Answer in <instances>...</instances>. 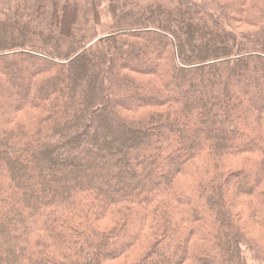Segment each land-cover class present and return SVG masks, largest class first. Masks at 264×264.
<instances>
[{
	"label": "trees",
	"instance_id": "1",
	"mask_svg": "<svg viewBox=\"0 0 264 264\" xmlns=\"http://www.w3.org/2000/svg\"><path fill=\"white\" fill-rule=\"evenodd\" d=\"M105 3L0 7V264H264V0Z\"/></svg>",
	"mask_w": 264,
	"mask_h": 264
},
{
	"label": "rangeland",
	"instance_id": "2",
	"mask_svg": "<svg viewBox=\"0 0 264 264\" xmlns=\"http://www.w3.org/2000/svg\"><path fill=\"white\" fill-rule=\"evenodd\" d=\"M4 1L5 0H0V7H1V5L3 4ZM106 1L108 3L109 0H106ZM107 3H105L103 5V8H102V9H104L103 11H105L102 23H101V25L97 26V31H98V36L99 37H103V36L109 34L111 32V30H112V23H111V20L109 19L108 14H107V8H106V4ZM244 29H246V28H241V30H244ZM138 30H142L141 27ZM98 40L99 39H97L95 42H98ZM23 58H25V57L23 56ZM22 65L24 66L23 63H22ZM116 174L117 173L115 172V175ZM112 176H113V174H112ZM158 176H159V174L158 175L157 174L153 175L154 178H158ZM106 180H108V179H106ZM247 255H248L250 264H261L259 262H256L249 253H247ZM112 264H116V263H112ZM118 264H120V263H118Z\"/></svg>",
	"mask_w": 264,
	"mask_h": 264
}]
</instances>
